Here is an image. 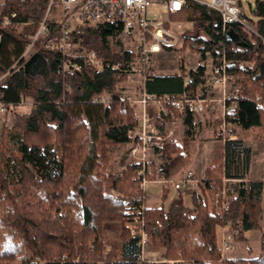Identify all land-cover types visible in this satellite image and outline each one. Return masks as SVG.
<instances>
[{
    "label": "trees",
    "instance_id": "obj_1",
    "mask_svg": "<svg viewBox=\"0 0 264 264\" xmlns=\"http://www.w3.org/2000/svg\"><path fill=\"white\" fill-rule=\"evenodd\" d=\"M47 0H4L0 3V100L17 103L22 97L34 100L31 111L17 116L11 127L16 136L9 143L8 128L2 134L0 157V264H264V231L261 253L252 258L225 257L217 243L218 225L238 230L235 238L245 241L246 231L261 229L263 180L239 178L229 165L239 140L225 143L226 160L210 165L200 187L211 197L222 188L223 178L238 177L228 188L229 206L224 210L204 203L193 192L190 203L145 206V190L137 179L142 173L152 179L155 163L133 162L122 172L110 170L111 146L131 141L128 132L138 123L134 108L124 109L119 76L113 64L123 58L109 43L115 34L111 24L74 25L72 34L107 62L103 70L84 66L69 72L71 87L62 102L63 81L57 72L58 53L37 43V52L24 56L29 36L43 19ZM14 21L4 24L10 12ZM253 12L260 35L231 23L227 34L219 12L186 0L178 18L195 20L196 31L188 44L225 48L228 55L246 61L238 66V108L229 117L242 128H264V0H256ZM61 18L49 22L55 31ZM206 36H199V29ZM229 33L238 35L233 39ZM220 44V45H219ZM235 45L236 52L229 47ZM184 74H159L148 82L150 92H179ZM103 93L109 103L95 101ZM187 136L170 139L155 147L165 174H179L189 163L185 148L194 138L197 124L185 119ZM191 136V137H190ZM222 139V136H215ZM169 186L164 189L167 199ZM138 217L142 231L157 248H166L164 258H142V234L130 226ZM111 249L105 253V247Z\"/></svg>",
    "mask_w": 264,
    "mask_h": 264
},
{
    "label": "built area",
    "instance_id": "obj_2",
    "mask_svg": "<svg viewBox=\"0 0 264 264\" xmlns=\"http://www.w3.org/2000/svg\"><path fill=\"white\" fill-rule=\"evenodd\" d=\"M216 10L223 21L221 32L227 34L231 23L239 24L249 33L260 35L256 23L251 20L243 8L241 0H193ZM45 15L39 22L38 29L29 36L24 56L37 52L40 43L47 49L58 53L57 72L63 81L62 102L67 92L71 91L66 82L69 72L81 71L89 66L97 71L103 70L107 64L105 58L97 50L85 46L72 34L73 24H111L115 34L110 37H121V48L118 53L123 58L113 64L120 77L123 78L121 100L124 109L134 108L138 123L128 132L133 146L131 154L139 162H147V147H161L168 139L176 136L179 125H185L187 115L193 116V122L200 124L207 120L212 126L214 136L234 140L240 127L238 122H231L229 117L238 108L239 91L237 85L238 66L246 63L228 55L225 48H211L204 44L186 43L187 37L196 31L195 20L179 19L186 0H47ZM60 7L65 13L58 28L54 31L49 22L51 12ZM157 8L161 11L157 12ZM16 11L4 17V24L15 23ZM75 21H82L76 23ZM199 36H206L203 29L197 31ZM220 45V44H219ZM236 46L229 47L236 52ZM175 50L178 59L183 61L181 72L184 74L183 88L179 92L158 94L147 89L148 82L159 76L157 62L159 56ZM186 60L189 62L186 63ZM4 77H0V81ZM135 87L134 94L126 84ZM120 83V84H121ZM119 84V86H120ZM111 95L103 93L94 100L109 103ZM6 103L0 100V113L24 103ZM156 179L164 184H172L175 189L187 188L192 193L200 194L204 203L224 210L229 206L227 188L216 190L208 197L200 187L202 179L191 169L180 173V177L167 176L162 165L157 166ZM137 179L144 186L148 178L139 173ZM227 182L230 179L224 178ZM238 230H231L221 239L220 248L223 252L231 250Z\"/></svg>",
    "mask_w": 264,
    "mask_h": 264
},
{
    "label": "rangeland",
    "instance_id": "obj_3",
    "mask_svg": "<svg viewBox=\"0 0 264 264\" xmlns=\"http://www.w3.org/2000/svg\"><path fill=\"white\" fill-rule=\"evenodd\" d=\"M4 0H0V3L3 2ZM243 8L246 12V15L254 21V23L258 20L257 15L253 12V9L256 6V0H241ZM161 11L160 8H157V12ZM52 17H57V18H61L63 19L65 16V13L63 11H61L60 7H55L53 9V11L51 12ZM180 19V18H179ZM182 19V18H181ZM76 23H82V21H75ZM19 30H22L24 25H17ZM74 26V24H73ZM109 43L112 46V48L118 52V50L121 48V37H110L109 38ZM178 52L175 50L172 51H168V52H164L159 56V60L156 64L157 66V71L160 74H167V75H172L175 73H179L181 71V65L183 64V61H180L178 59ZM31 56V54H28L26 56V58H29ZM182 63V64H181ZM186 63L188 64L189 62L186 60ZM9 73H5L4 75H2V77H4L2 79V82L5 80L6 76ZM125 84V83H122ZM121 84V85H122ZM128 89L131 91V93L134 94L135 92V87L131 84H128L126 82ZM121 85L119 86V88L121 87ZM26 100L25 102H29L28 104L24 105V106H18V107H12L10 108L7 112L5 113H0V157L2 156V158H4V153L2 152V134L4 132V128L7 127L8 128V139L7 141H9V143H12L14 140V136L16 132H14L13 130H11V127L16 123L17 121V116L20 114H27L31 111L32 107H33V98L30 96H26L25 97ZM202 126H199V130H201ZM184 130H187V126H185L184 128L178 126L177 128V133L176 136L177 138H180L179 140H182L181 137H183L181 135V133L184 132ZM198 130V126L195 129V131ZM239 131H241L239 129ZM201 133V131H200ZM181 136V137H180ZM193 145V151H192V159L190 160L191 163L194 166H201L207 163L208 159L210 157H216L217 159H220L221 156L223 154H225V146L223 145V143L221 141H217L216 143H211V142H192ZM133 146V143L129 142L126 144H114L111 146V162H110V170L118 173V172H122L128 164L133 163V162H139V159L137 157H134L131 154V148ZM244 147V146H243ZM186 148V147H185ZM147 161H154L155 164L157 166L160 165V155L156 153L154 147H147ZM186 170V167L182 170L184 171ZM181 171V172H182ZM180 172V173H181ZM179 174H175L172 175L177 177H180L181 175ZM156 174V173H155ZM148 183H146L145 185H147ZM166 185V184H165ZM170 185V184H168ZM167 186V185H166ZM145 190V187H144ZM189 201V200H188ZM155 201L152 200L150 198V194L147 193L146 196V192H145V206H153L155 205ZM131 228L133 229V232L135 234H142V258L145 260H149V261H160L164 258V253L166 252V248L162 247V248H157L155 247L149 240H147V236L146 234L142 231V223L141 220L136 217L135 220L130 223ZM260 234V230H255V232L250 231V242H246V241H237L235 246L234 243L232 244V248L231 250H229L228 252H223V256L228 257V256H232V255H238L237 253H235V249L238 251H245V248H250L252 247L254 250H256L257 248V236H259ZM218 243V241H217ZM219 248H220V243L218 244ZM241 248V249H240ZM111 249L110 245H107L105 247V253L106 254L109 250ZM221 249V248H220ZM240 249V250H239ZM228 253V254H227ZM228 255V256H227ZM248 255V254H247Z\"/></svg>",
    "mask_w": 264,
    "mask_h": 264
},
{
    "label": "crops",
    "instance_id": "obj_4",
    "mask_svg": "<svg viewBox=\"0 0 264 264\" xmlns=\"http://www.w3.org/2000/svg\"><path fill=\"white\" fill-rule=\"evenodd\" d=\"M21 25H25V23H22ZM0 83H2V80L0 81ZM122 85H124V84H122ZM122 85H121V87H122ZM121 87H120V89H121ZM22 99H24V101L26 100L25 97H22ZM28 103L29 102L26 101L22 104H18L16 106H14V107H18V106L22 107ZM32 104H34V100H33ZM200 125L202 126L201 130H199ZM211 126L212 125L207 120H202V122L200 124H198V130L194 131V135H191V136H194V138L186 140V142H188V144H186L185 147L188 149V152L190 154V160L192 159V151H193L192 142H198V141L204 142V141H206V142L216 143L217 141H221L223 143V145L225 146L227 139L216 138L213 134L214 132L211 129ZM180 127L184 128L185 125H183V124L179 125V128ZM196 128H197V126H196ZM239 129L241 131H239ZM200 131H201V133H200ZM234 131L237 133V137L234 140H239V146H238V148H235V149H237V151L234 154L233 160L231 162L229 160V165L232 168L231 170H232L233 174H236L235 176H239V178L263 180L262 219H261V225H262L263 230L253 229V230L246 231L247 239L245 241L249 243L251 240L250 236H249L250 231L255 232V230L256 231L260 230V234H259V236H257V248H256V250H254L252 247H250L248 249L245 248V251H242V250L238 251V249L237 250L235 249L234 252L237 253L238 255H232V256L227 255V256L228 257L252 258V257L258 256L261 253V235L264 231V128H261V127L242 128L240 126L236 129H234ZM181 135L183 136V137L180 136L181 139H184L187 136V133H185V130L183 133H181ZM173 139H180V138L175 137ZM168 140H170V139H168ZM168 140H166V141H168ZM180 142H182V140ZM130 143H131V141H130ZM154 149H156V148H154ZM218 160L219 161L220 160H222V161L226 160L225 155L223 154L220 159H217L216 157H210L208 159L207 163L204 165H201V166H194L191 163V161H189V163L186 166V169L193 170L196 173L198 178L204 179V178H207V172H206L207 168L210 165H212V163H214ZM156 169H157V165L155 164V171H154L152 179H149L147 182L148 184L144 185L146 196H147V193H149L150 198L156 202L155 205H153V206H157V207L163 206L165 209H167L172 203H176V202H180V201L190 203V196H191L192 192L190 190H188L187 188L175 189L172 184H170V185L166 184L167 186H169V190L167 193V199L164 200L162 197H163L164 189L167 186L163 182L157 181ZM224 178H223V184H222L221 189H223L225 187V188H227V190L229 187H231L229 185L230 183L238 180V177H228V179H230V180L226 182L224 180ZM226 178H227V176H226ZM227 192H229V191H227ZM216 231H217V241L219 244L221 242V239L224 237V235L229 233L231 230L228 228V226L218 225L216 228ZM237 241L239 242L240 240H237L235 238L234 246H235Z\"/></svg>",
    "mask_w": 264,
    "mask_h": 264
},
{
    "label": "water",
    "instance_id": "obj_5",
    "mask_svg": "<svg viewBox=\"0 0 264 264\" xmlns=\"http://www.w3.org/2000/svg\"><path fill=\"white\" fill-rule=\"evenodd\" d=\"M229 35H230V37H232L233 39H239V36L238 35H236V36H234V34H231V33H229Z\"/></svg>",
    "mask_w": 264,
    "mask_h": 264
}]
</instances>
